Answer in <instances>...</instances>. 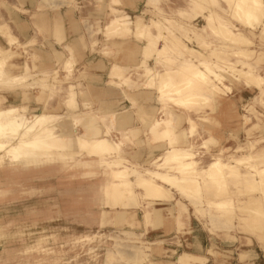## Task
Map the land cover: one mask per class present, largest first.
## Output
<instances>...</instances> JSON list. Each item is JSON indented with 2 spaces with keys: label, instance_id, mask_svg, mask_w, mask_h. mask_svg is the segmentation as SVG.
<instances>
[{
  "label": "bare ground",
  "instance_id": "1",
  "mask_svg": "<svg viewBox=\"0 0 264 264\" xmlns=\"http://www.w3.org/2000/svg\"><path fill=\"white\" fill-rule=\"evenodd\" d=\"M58 1H65L62 2L64 5L77 0ZM84 1L85 7L81 8L82 21L85 32L92 43L95 41V37L102 32L107 34L108 37L111 36V38H125L130 33L136 32V34L146 36L148 39L143 51L147 57L154 56L158 69L153 72V68L147 66L146 74L150 76L149 81L160 90L157 101L160 104L162 103L161 111L165 112L166 116L161 120V117L151 121L148 119L149 122L144 124L146 127V141L149 144L153 143L155 145L154 149L158 148L162 151L148 161L149 165H142L138 161H134L133 153L128 151L132 145L131 138L140 130V128L135 127L134 113L135 111L138 113L144 112L143 105L138 104V97L136 98L132 93L127 96L132 101V108L128 107L129 109L120 116L112 111L100 116V120L106 128L120 131L121 139L115 142L101 136L99 132H96L90 138L73 136V132H77L75 128L72 129V132L65 131L63 128L65 125L55 122L58 116L51 112L30 115L27 105L6 107V96L11 92L16 89L25 90L24 92H26L27 89L38 87L42 89V96L37 97L38 101L41 103L43 101L48 107L50 106L49 108L66 99L70 108L77 106V101L73 99L74 95L76 97L74 91L71 94L64 90L53 91L50 82H46L47 75L53 72V69L46 66L43 60L41 66L35 62L33 64L32 60L27 61L20 72L12 73L7 66H17V64L11 63L9 61L11 57H9L7 62L4 60L5 63L2 65L0 60V154L4 152L15 163L33 166L42 162L76 163L77 159L74 154L77 153V150L79 152L89 150V154L94 150L93 154L106 153L101 156L102 158L97 163L106 170L108 177V182L101 189L102 194H104L101 201L105 207L107 206L114 211L117 220L125 221L127 217L130 220L135 219L137 211H134L133 214L129 210L139 205L135 203V200L138 191H140L139 194L144 202H141L136 208L142 211V220H135L130 225L140 226L144 224V232L153 231L154 233L155 230H159V233L164 235L170 232L171 225L181 230L191 217L190 206L194 208V216L198 217L205 213L210 218V223L213 226L227 228L242 226L247 230L259 229L257 225L264 218V201L261 202L254 194L246 195L249 199L243 205L248 207V204H254L256 207L248 211L251 212L250 215L240 217L238 223L234 224H231L227 217L235 213L238 208H241L240 205H236L228 199L208 200L206 205L203 204L205 194L210 191H213L214 195H222L226 188L224 181V177L227 175L226 170H228L229 175L236 177L240 175V167L248 166L251 160L256 157L261 161L250 164L255 171L254 173L246 171L244 179L246 183L256 185L264 192V144L257 148V142L259 141L252 139L248 146L250 150H254L252 155L237 157V159L235 158L236 163H229L223 159V155L229 150V147L214 149L210 152L212 156L210 163L205 169H201L198 166V157L202 153L201 150L205 149L204 152L209 151L210 147L218 142V137L211 131L213 124H205L201 128H196L195 125L191 127L189 139H191L192 148L187 147L189 135L185 130L176 132L178 127L176 124L179 116L183 121L194 124L195 116L199 112L216 107L217 100L225 95V91L231 90L234 84H238L247 89L255 90L251 102L243 106L245 113L242 115L243 132L248 136L252 134L253 125L257 124L252 121L257 112L256 105L264 107V62L259 64L250 61L252 54H258L260 51L253 47L256 36L253 31L259 26H261L259 36L264 43V0H177V4H174L171 0L173 5L170 8L183 19L196 20L199 17L204 20L203 25L187 26L186 29L181 26L180 28L185 29V34L182 37L176 36L172 29L167 26L165 28L168 35L165 34L163 27L154 20L145 23L143 17L139 16L134 20L129 13L118 8V6L123 5L122 0H111L113 4L111 16L106 24L101 25L98 19L87 16L85 8L90 5L88 4L90 0ZM157 1L146 0V6L150 7L156 4ZM60 5L52 4L50 7L58 8ZM166 21L169 23L175 22L168 18ZM2 24L0 25L6 27L4 22ZM155 27H158L159 33L152 35V30ZM1 29L3 28L1 27ZM4 31L2 30V32ZM6 32L9 33V31ZM213 34H217L222 40L235 44L234 50L227 53L231 55L230 57L219 58V54L216 52L218 54L217 60L203 58V51L200 50L209 47ZM10 36L8 38L11 44H14L17 38L13 35ZM193 38L198 39L199 44L202 45L201 48L195 49L190 46ZM262 47L261 52L264 53V45ZM2 49H0V52ZM2 52L0 56L6 58L7 55H3L6 53L5 50V53ZM53 52L58 65L72 69L77 59L74 51L67 47V55L55 50ZM33 53L34 58L36 53ZM118 64H115L112 68V76H122L129 70L130 65ZM175 65L177 66L174 67ZM17 68L19 69V67ZM149 94H147L148 98H150ZM66 95L70 99L64 98ZM138 95L144 96L143 91ZM92 122L93 119L91 118L88 125L85 126L92 128ZM148 151L150 152V150ZM106 211L103 209V215L106 214ZM123 234L126 235V238L116 240L109 249V256L116 262L129 260L132 256H137L138 260H143V255L146 254V246L144 243L134 244L133 237L137 235V232L125 230ZM176 236L173 238L175 239ZM165 239L167 240V238H164L159 242H164ZM124 248H127L126 252L122 251ZM197 250L199 249L197 248ZM212 251L213 245L208 248L207 252L211 254ZM175 263L206 264V258L189 251H183L177 256Z\"/></svg>",
  "mask_w": 264,
  "mask_h": 264
},
{
  "label": "rangeland",
  "instance_id": "2",
  "mask_svg": "<svg viewBox=\"0 0 264 264\" xmlns=\"http://www.w3.org/2000/svg\"><path fill=\"white\" fill-rule=\"evenodd\" d=\"M81 1L82 0H79L80 3ZM103 1L105 0H98L97 3H103ZM172 1L174 4L178 2L177 0ZM62 2L65 1L41 0V6L50 7L52 4L60 5ZM107 3L108 11L106 12L107 15L105 19L100 20L98 17L93 18L92 16L89 18L98 19L101 25L106 24L111 16V7L113 5L111 0H108ZM67 4L70 3H66V5ZM88 4H90V1ZM70 5L78 6L75 1ZM171 5H173L171 0H158L156 4L149 7L146 6L145 0L141 9L131 14V16L134 20H136L138 16L143 17L145 23H150L154 20L163 27L162 29L165 34L167 33L168 35L165 28V26H167L179 37L185 34L184 30L187 26L204 24V20L199 17H197L196 20L183 19L170 8ZM90 7L91 5H89V8ZM102 10L103 8L97 7V12H103ZM167 18L175 21L173 22L174 24L166 21ZM2 25H0V31L1 35L5 33L3 34L5 38L8 33L6 31H9V29L7 25V28ZM181 26L185 29L180 28ZM1 27L3 29H1ZM260 27L261 26L253 31L256 33L253 47L258 51L260 50V54L253 53L250 59V61L259 64L264 62V53L261 52L264 43L259 36ZM54 29L58 34L63 30L58 23L54 25ZM2 30L5 31L2 32ZM158 33V27L153 28L152 35ZM99 34L92 43L93 53H99L101 51L99 49ZM10 35L12 34L9 32V38L11 37ZM213 35L214 36H211L213 38H211L212 40L209 42V47L201 48L200 46L202 45L199 44L197 38L192 39L190 46L195 49L201 48L200 51H203L204 59L217 60L218 54L219 58L230 57L231 55L227 53H231L234 50L235 44L220 39L217 34ZM105 37L108 40L115 38H111V36L108 37L107 34H105ZM9 38L7 40H9L8 42L11 44ZM116 40H119L117 42L118 44L108 41V44L104 43L102 45L103 48L101 52L105 56L114 59V63L109 65L104 79L99 77L96 73V69H99V67L79 64V57H76L78 59H76L72 69L57 64L52 68L53 72L47 75L46 82H50L53 91L64 90L70 94L73 91L76 93V97L75 95L73 96V99L77 101L76 107L70 108L67 105L68 102L66 99L59 101L54 107L49 108L50 106L48 107L46 103L43 101L41 103L37 99V97L42 96V89L40 87L27 89L26 92H24L25 90L16 89L12 92V96H9V94L6 96L5 106L9 108L11 105H27L30 115L51 112L58 116L55 122L65 125L63 127L65 131L72 132V129L75 128L77 132H73V136L90 138L96 132H99L101 136L115 142L121 139L120 131L106 128L100 120V116L102 114H108L111 111L120 116L127 109L132 108V101L127 97L132 93L134 94L133 96L136 98L138 97V104L141 106L143 105L144 112L138 113L135 111L134 113L135 127L140 128V130L131 138L132 145L128 151L133 153V158H135L134 161H138L142 165H149L148 161L153 159L155 155L162 150L158 148L154 149L155 145L153 143H147L146 127L144 124L153 119H159V117H161V120L166 116V113L161 111L162 103L160 104L157 101L160 90L149 81L150 76L146 74L147 66L152 67L154 72L158 69V65L154 56L147 57L144 54L143 47L148 41L146 36H140L135 32L130 33L125 38H116ZM134 43L139 44V46L137 45V48L135 46L133 48ZM0 47V49L3 48L1 45ZM4 50L3 48L1 52H4ZM5 52L3 55H7L8 57L6 56L5 58L0 56L1 65L5 63L4 60L7 62L10 57V55H8L9 52H7V50H5ZM216 52H218V54ZM36 55L33 58L34 53L32 52L28 61L32 60L33 64L35 62L41 66L43 59H41L39 55L36 57ZM19 56L17 51L11 53L12 60L19 58ZM144 59L145 61H143ZM141 62L143 63L141 64ZM117 63H119L118 65H123L121 63H127L128 66L130 65L129 70L122 76L111 75L112 68ZM176 66L177 65L174 67ZM7 67L12 73L20 72L23 68V66L19 64H17V66L8 65ZM17 67H19V69ZM66 69L67 71H65ZM231 88L232 89L229 91L226 90L225 95L217 100L218 104L216 103V107L210 108L209 110L205 109L204 112L202 111L203 113L199 112L195 116L194 124L183 121L181 116L178 117L176 132L185 130L187 135H189L188 148L193 147L190 142L191 139H189L192 126L195 125V127L197 126L196 128H201L205 124H213L211 131L218 137V142L211 146L209 151L206 150V152H204L205 149L201 150L202 153L198 157V166L201 169H205L210 163L212 158L210 152L214 151V149L217 150L221 147H229V150L223 155V159L229 163H236L235 158L249 157L252 155L254 150H250L248 147L252 139H257V141H259L257 142V148H260L261 145L264 144L263 106L260 107L256 105L257 112L252 121L257 124L253 125L252 134L248 136L243 132L244 123H242V115L245 113L243 106L251 102L255 90L247 89L238 84H234ZM141 91H143L144 96L138 95ZM147 94L150 95V98H148ZM64 98H69V96L66 95ZM91 118L93 119V126L92 128H88L85 125H88ZM225 120L227 122H224ZM228 125L231 127H228ZM219 132L221 134H218ZM148 150H150V152ZM88 151L79 152V150H77V153L74 154L77 162L73 164L42 162L33 166H24L23 164L15 163L11 157L8 158V155L6 156L4 152L0 154V264H165V261L166 264H176L177 256L183 251H188L187 249L180 248L176 253L170 251V253L167 254L163 245L167 246L165 243L169 241L159 242L162 240L163 233L158 234L157 232L153 233V231L144 232V224L140 226L130 225V223L135 222V220H142V211L136 208L141 202H144L139 194L140 191H138V196L135 200V203L139 205L129 210L130 212L132 211V213L137 211L135 219L133 218L130 220V218L127 217L125 221L117 220L114 211L107 206L105 207L101 201L104 195L101 189L108 182V177L106 170L97 163L98 160L102 158L101 156L106 153L93 154L95 152L94 150L89 154ZM260 161L261 159L256 157L251 160V163L256 164ZM250 164L248 166H241L239 170L240 175L236 177L229 175L228 170L225 171L227 174L224 177L226 188L222 195H214L213 191L205 194V202L203 205H206L208 200L216 199H228L233 201L236 205H240L241 208H238V210L232 214L233 216L230 215L227 217L231 224L238 223L240 217H247L250 215L251 212L248 211L256 207L254 204H248V207L243 205V203L249 199L246 195L254 194L261 202L264 201L263 190L256 185L253 186L245 182V172L250 171L254 173L255 171ZM248 208L250 210H247ZM103 209L107 210L104 215L102 213ZM190 209L192 211L191 217L187 220L182 229H177V233H175L177 234L175 242L178 244L180 243V239L192 235V229L197 228L200 230L205 229L207 232L211 233L212 236H218L223 240L231 238V235H234L235 238H238L234 240H243L238 246L245 244L248 247H252L253 245L264 243V218L261 220L262 222L257 225L259 229L247 230L242 226L227 228L223 226H213L210 223V218L205 213L197 217L194 216V208L190 206ZM161 227L163 228V226ZM125 230L136 231L137 235L133 237L134 244L140 245L144 243L146 246V254L143 255V260H138L137 256H132L129 260L116 262V260H113V258L109 256V249L114 245L116 240L126 238V235L123 234ZM206 243L207 245H213V251L210 252V255L217 256L218 251L222 249L217 247V244L213 240ZM240 246L238 248L241 252L244 251L243 249L247 248L245 246V248L240 249ZM122 251L126 252L127 248H124Z\"/></svg>",
  "mask_w": 264,
  "mask_h": 264
},
{
  "label": "crops",
  "instance_id": "3",
  "mask_svg": "<svg viewBox=\"0 0 264 264\" xmlns=\"http://www.w3.org/2000/svg\"><path fill=\"white\" fill-rule=\"evenodd\" d=\"M144 1L145 0H122L123 5L118 6V8L121 7L122 10L131 15L141 9ZM97 2L98 0H90L91 7L89 8V6H87L85 8L86 14L88 17L93 15V18L98 17L100 20L105 19L108 9V0L103 1V3ZM76 3L78 6L62 4L58 8H51L49 6H41V0H0V24L4 22L8 26L10 34L17 38L14 44H10L0 33V45L9 52L8 55H11L14 51H17L20 55L19 58L10 59V62L23 66L28 59H30V54L35 52L43 59L46 66L53 68L57 65L53 51L55 50L67 55L68 47V49L74 51L76 56L79 57V64H83L84 66L97 65L99 70L96 69V73L99 77L104 79L105 73L108 71L109 65L114 63V59L105 56L101 52L103 48L102 45L104 43L108 44V41L117 43L119 40L116 41V38L108 40L104 32H102L98 37L100 41L99 49L101 51L99 53H93L92 42L85 32L84 24L81 20V8L85 7V1L82 0L80 3L79 0H77ZM97 7L106 9H103V12H97ZM56 23L60 24L63 29L59 34L56 33L54 29ZM137 45L139 46V44L134 43L133 48L134 46L137 48ZM100 66L103 67L101 68ZM9 96H12V92ZM192 230V235L186 236L185 238L183 237L178 244L175 242L177 238L175 234L177 233V227L171 225L170 232L164 234L162 237V239L167 238V240H165L169 241L165 243L167 246L164 245L166 253L168 254L170 251L176 253L180 248H184L195 255L205 257L206 264H264V243L256 244L252 247H248L245 244L239 245L240 249L245 248V246L247 247L241 252L239 251L238 244L242 243L243 240H234L238 239L235 238L234 235H231V238H224L225 240H223L218 236H212L211 233L207 232L205 229L200 230L197 228L196 230ZM154 232L161 234L159 230H155ZM175 236L176 238L174 239L173 237ZM211 240L217 244V247L222 248L220 249L221 251H218L217 256L210 255L207 252L211 245H207L206 242ZM197 248L199 250H197Z\"/></svg>",
  "mask_w": 264,
  "mask_h": 264
}]
</instances>
